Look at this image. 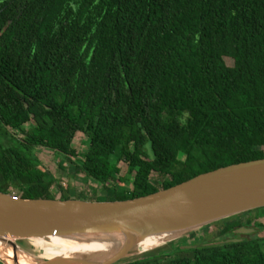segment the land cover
Listing matches in <instances>:
<instances>
[{"label": "trees", "instance_id": "1", "mask_svg": "<svg viewBox=\"0 0 264 264\" xmlns=\"http://www.w3.org/2000/svg\"><path fill=\"white\" fill-rule=\"evenodd\" d=\"M38 147L112 192L100 201L264 159V0H0V192L71 199ZM258 212L219 222V239ZM189 237L198 249L125 264H264V239Z\"/></svg>", "mask_w": 264, "mask_h": 264}, {"label": "water", "instance_id": "2", "mask_svg": "<svg viewBox=\"0 0 264 264\" xmlns=\"http://www.w3.org/2000/svg\"><path fill=\"white\" fill-rule=\"evenodd\" d=\"M263 208L264 159L220 168L127 201L23 199L0 192V260L3 264H123L186 235ZM255 231L241 227L235 234ZM44 238L99 245L111 251L101 256L43 259L17 244ZM156 239L158 245L139 251L141 243ZM242 240H220L202 246ZM198 248L192 244L180 247Z\"/></svg>", "mask_w": 264, "mask_h": 264}, {"label": "rangeland", "instance_id": "3", "mask_svg": "<svg viewBox=\"0 0 264 264\" xmlns=\"http://www.w3.org/2000/svg\"><path fill=\"white\" fill-rule=\"evenodd\" d=\"M31 126V124H27L26 128L28 129ZM86 136L82 133H78L73 146L78 151L79 155H83L87 150L86 145ZM37 153L42 162L44 163V166L46 167V170L51 173L55 178V184L53 185L52 191L53 194L56 195L57 198H61L63 196H69L70 198L74 199H82V200H88V201H94V200H106V199H112L113 194L106 192L102 189V186L94 181L93 179L87 178L84 174H76L75 168L71 167V164L66 160V158L60 154H57L53 150L46 149L43 147L37 148ZM180 160H184L185 156L183 154L180 155ZM61 163H64L66 167V171H61L59 169V165ZM123 169L125 166H121ZM153 179H156V174L153 175ZM62 187V188H61ZM16 195H20V192L17 189H13V191ZM258 212L253 213L251 217L255 218L254 221L256 223L255 232L251 233L247 237L240 236L241 238H252V239H264V213ZM258 214V215H257ZM261 215V216H260ZM254 223V224H255ZM259 224L263 226H258ZM223 227V224H214L212 226H209L208 228L196 231V238L199 241L202 242H214V241H220V235L219 231ZM247 235V234H244ZM190 235H186L183 238L168 244L164 245L163 247H160L152 252H149L146 255H142L140 257H137L135 259L129 260L125 263L144 259V258H154L158 257L161 258L162 261H169L177 256L175 254L178 250V247L183 244H192L193 238L189 237ZM230 235H227L226 238H230ZM18 246L26 251L34 252V250L27 244L25 241H18ZM33 254V253H32ZM36 255H39L40 253L35 252ZM173 254V255H172ZM34 255V254H33ZM0 264L2 263V260H0Z\"/></svg>", "mask_w": 264, "mask_h": 264}, {"label": "bare ground", "instance_id": "4", "mask_svg": "<svg viewBox=\"0 0 264 264\" xmlns=\"http://www.w3.org/2000/svg\"><path fill=\"white\" fill-rule=\"evenodd\" d=\"M156 241L158 242V239L155 241H144L140 244L139 251L145 252L150 250L151 247L158 245ZM10 242L13 243V241ZM26 242L34 250L32 253L34 255H36L35 252L40 253L36 256H39L43 259H69L92 255L101 256L111 251V249H105L103 246L84 244L60 238L31 239L27 240ZM20 264L27 263L25 261H20Z\"/></svg>", "mask_w": 264, "mask_h": 264}, {"label": "built area", "instance_id": "5", "mask_svg": "<svg viewBox=\"0 0 264 264\" xmlns=\"http://www.w3.org/2000/svg\"><path fill=\"white\" fill-rule=\"evenodd\" d=\"M11 195H13L14 197H21L20 195H16L14 192Z\"/></svg>", "mask_w": 264, "mask_h": 264}, {"label": "flooded vegetation", "instance_id": "6", "mask_svg": "<svg viewBox=\"0 0 264 264\" xmlns=\"http://www.w3.org/2000/svg\"><path fill=\"white\" fill-rule=\"evenodd\" d=\"M255 229V228H254ZM237 236H244V237H247L248 235H250V234H247V235H238V234H236ZM243 239H245V238H243Z\"/></svg>", "mask_w": 264, "mask_h": 264}]
</instances>
